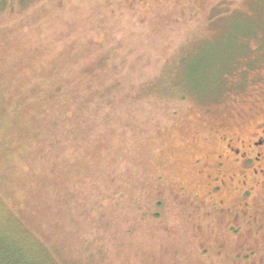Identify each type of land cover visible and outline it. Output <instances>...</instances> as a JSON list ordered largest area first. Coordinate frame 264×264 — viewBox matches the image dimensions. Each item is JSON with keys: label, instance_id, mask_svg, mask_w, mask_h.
I'll return each mask as SVG.
<instances>
[{"label": "rangeland", "instance_id": "374dc122", "mask_svg": "<svg viewBox=\"0 0 264 264\" xmlns=\"http://www.w3.org/2000/svg\"><path fill=\"white\" fill-rule=\"evenodd\" d=\"M263 34L264 0H0V97L41 149L1 166L0 190L34 227L62 228L49 238L73 264H201L162 166L201 117L243 125L264 110ZM105 74L119 98L83 107Z\"/></svg>", "mask_w": 264, "mask_h": 264}, {"label": "flooded vegetation", "instance_id": "af4514ba", "mask_svg": "<svg viewBox=\"0 0 264 264\" xmlns=\"http://www.w3.org/2000/svg\"><path fill=\"white\" fill-rule=\"evenodd\" d=\"M261 76L256 99L264 105ZM199 122L197 135L187 133L186 143L174 147L175 162L162 166L160 180L188 212L190 245L198 242L190 254L201 264H264V110L243 125Z\"/></svg>", "mask_w": 264, "mask_h": 264}, {"label": "trees", "instance_id": "16d2710c", "mask_svg": "<svg viewBox=\"0 0 264 264\" xmlns=\"http://www.w3.org/2000/svg\"><path fill=\"white\" fill-rule=\"evenodd\" d=\"M104 60L105 59L102 57L98 58L96 62L97 69L105 66ZM47 67H49L52 72L55 66L49 63ZM84 68L86 70H93L88 66ZM88 72H85L83 75L89 76L90 74ZM84 77L85 76H79L72 79L68 87L69 90L67 91L61 89L63 88L62 84H58L55 87L56 92L59 94L58 99H60V97L63 99H71V95L73 98L74 96L71 94V91L73 90L74 82L79 80V83H77L78 85ZM2 79L3 77L1 76V84L6 81ZM107 79H109L107 74L103 76L98 75L97 78L95 75L89 77L87 82L90 86L80 91L87 94V96L81 100L83 107L91 101L94 103H105L107 101L109 104H114V102L117 101L119 96L116 91V86L119 80L113 78L110 83L104 87L102 84H104ZM94 83L100 85L101 88L92 91L91 86ZM6 99V97H0V122L5 114L10 116L11 122L5 130L0 132V169L1 166L4 165L5 167L3 170L8 169L12 172L15 171V165H13L14 161L22 156L25 151L27 155H29L35 151L40 152L41 149L38 150L35 147H28V142H31L30 139L33 138L32 126L29 123L25 124L19 118V113L14 109L16 106L15 104L11 107L10 105L7 106ZM69 118V116L65 117V119ZM33 120V118H30L27 122H32ZM34 136L36 137V134H34ZM32 140L34 141V139ZM0 176L2 177L1 174ZM3 178L4 177H2V179L0 178V187L8 183L6 181L4 182ZM8 194L0 190V264H73L67 259V253L62 243L54 242L49 238L51 233H60L58 237H61L63 234L62 228L58 227V224H55L51 229H41L38 223H36L34 227L23 215V211H25L23 203L28 202H22V200L19 199L20 197H17L18 192L11 191L12 199L17 205L15 210L11 207V200Z\"/></svg>", "mask_w": 264, "mask_h": 264}]
</instances>
